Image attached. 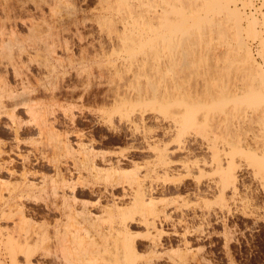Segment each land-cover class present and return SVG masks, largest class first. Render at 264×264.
<instances>
[{"label":"rangeland","instance_id":"rangeland-1","mask_svg":"<svg viewBox=\"0 0 264 264\" xmlns=\"http://www.w3.org/2000/svg\"><path fill=\"white\" fill-rule=\"evenodd\" d=\"M177 1L0 0V28L7 29L9 31L5 30L7 33L11 30L16 32L14 37L16 36L18 43L15 40L13 47L11 46L14 49L12 56L14 61L18 59L21 61L17 46L19 42L24 45L25 53L23 52L21 58L27 60L26 63L29 64L25 63L23 70L30 75L32 83L38 85L37 80L45 74L43 77L47 78L45 79L49 82V88L46 91L39 86L36 96L39 101L37 107L41 108L37 109L41 113H43L42 110H48L45 113H49L51 125L55 123L53 129L59 130L60 134L69 132L65 136L64 134L59 136V133L56 134L54 131L56 139L69 135L68 138L71 143L75 144H72L74 147L80 138L84 143L92 139L93 141L87 144H92L90 146L93 150L103 154L107 153L105 156L112 157L111 159L115 161L117 158L121 159L120 165L124 170L130 171L128 172L130 174H133L131 172L136 168H140L143 172L147 165L153 167L155 159L153 144L159 143L158 145L163 146L167 143L170 147L171 145L175 147L177 137L171 134L166 135L163 130L169 122L162 120V116L159 118L161 111L170 113L169 111H172L170 109L179 106L177 103L170 104L169 107L162 106L158 98L166 85L174 82L173 90L182 89L185 93L183 95L185 101H193L196 97L207 99L215 96L213 103H208L210 105L204 106L202 110L209 111L210 120L213 114L220 119L216 125V127L220 125V128H215L218 133L219 150L224 160L230 163L229 168L237 174L236 191L232 193L227 189L224 192L211 190L200 195L192 191L195 183L193 177H184L177 171L174 175L170 172H167L170 175H166L167 173L161 170H155L156 172L153 171V173L151 171L149 178L147 177V183H154V185L172 177V179L178 177L182 179V183L179 181L182 191L177 193L160 189L159 196L161 195L160 198L163 200H168L170 197L171 200L177 198V205L180 206V210L182 207L183 209L179 211L180 213L173 215V219L171 218L164 225L161 233H155L156 231L152 233L145 229L143 224L133 223L131 230L133 234L130 238L124 239L121 234L114 232V234L111 233L113 235L109 234L104 239V235H99L97 227L101 223L100 220L106 223L104 218L95 222V228V224L82 218L81 214L69 215L68 218V209L64 211L62 203L60 204L61 210H58L60 213L49 209L53 201L50 196L51 190H49L52 183L50 184L49 179L46 182L47 190H42L38 198L25 200L23 209L26 210V222H21L17 217L12 219L3 215V210H7L9 206L0 204V264H64L66 263L64 258L69 259L71 264H139L142 262L146 264H264V99H255L251 96L252 88H264V11L262 10L264 0H182V2L180 0L178 3ZM175 6L182 7L178 9ZM126 11L128 14L125 13ZM34 27L35 29L37 27V36L44 38L43 40L49 45L54 43L53 55H48L43 47H33L34 43L32 45L31 41L34 35L31 34V29ZM38 29L40 34L37 32ZM11 34L8 36L11 37ZM2 48L0 46V60L8 62L11 57L7 51L8 48ZM29 55L32 57L30 56L31 59L28 61ZM89 55L93 57L92 61ZM46 56L50 60L48 62L53 65L51 69H55L52 70L53 73L50 76L44 68L39 66L38 62ZM26 67L29 68L26 69ZM3 69L1 66L0 71L5 73ZM78 69L81 72L77 75ZM8 74L9 80L14 84L15 77L11 72ZM234 76L237 79L234 80ZM199 87L201 90L204 87L203 92L199 91ZM197 89L199 96L195 95ZM131 113L134 115L132 116ZM137 113L139 115L136 117ZM20 114L25 115L23 109H20ZM24 115L22 117L26 116ZM70 117L73 119L71 120ZM54 119L58 122L56 120L53 122ZM4 121H7V118L3 117L0 121V141L8 145L13 142V135L12 131L5 127ZM214 123L211 121L208 125L212 130H215L213 129ZM28 129L25 130L24 136L33 137V145H24L22 151L26 152L30 149L31 155L44 153L49 159L50 157L52 160L61 159L64 163L66 160L72 162L70 159H75L76 154L79 155L77 150L76 154L62 153V150L59 151L55 146V139L46 132L38 135L34 125H30ZM80 129H82V134L79 137L77 132L80 133ZM73 154H75L72 156L74 158H70ZM210 154L209 151L197 149L190 155V158L194 156L192 159H202L209 157ZM184 155L187 157L184 152H176L171 155V160L179 163L185 158ZM68 156H70L69 159L66 158ZM99 159L100 157L98 161ZM37 164L35 168L48 174V178L54 175L52 164L45 162H41L40 166L39 163ZM177 164L176 167H179ZM101 165L108 166L105 163V166L102 163ZM138 165L139 167L134 168ZM40 173L42 174L38 172L35 175L34 180L40 181ZM64 173L65 176L71 175L65 170ZM195 173L197 176H202L203 182H209L218 177L215 168L210 166H207L202 173L200 171ZM76 174L77 171H73V177L72 175L66 177L70 178L71 183L78 178H81L82 181H78L81 183L91 182V184L90 182L77 183L79 185L75 190L78 196L76 202L80 204L78 203V206L75 203V205L78 208L82 205L87 206L85 204L87 203L89 210L96 215L102 211L100 207L105 204L115 206L118 203L123 207L124 204L120 203L123 190L121 188L122 186L128 188L130 183L126 182H130V174H121L122 178L128 175L129 181L123 182L121 178L123 185L119 184L114 189L109 187L111 191L107 190L108 193L104 186L111 185L107 184L110 180L106 177L109 182L106 180L107 183L104 182V173L96 177L98 180L85 171L82 174L84 178L79 173L78 177ZM7 177V174L3 176L6 180L9 178ZM116 177L119 179L118 176ZM168 186L171 187V185ZM67 189L69 192L70 189ZM126 202H128L127 199H125ZM119 205L117 207H120ZM186 210L190 214L186 213ZM193 213H196V216L193 217ZM100 214H105L104 217L110 219L106 213L101 212ZM177 214L181 216L177 217ZM188 214L190 217H187ZM117 216L115 214L116 221L120 218ZM103 222L101 224H104ZM56 225L61 230L60 233L58 230L55 231ZM177 231L178 233H174ZM11 233L12 236L14 234L15 240L19 238L20 241L18 239L14 242ZM28 235L37 236L36 242H33L31 247L30 240L25 241L26 238L30 239ZM80 235L82 237L78 238ZM153 236H156V239L160 237L159 240L162 243V246H158V251L156 249L157 253L149 245ZM61 238L69 239L60 243ZM132 238L137 245L135 247L132 245ZM117 242H120L121 247L117 245ZM18 243L21 245L20 248ZM64 243L71 245L68 250L73 251L69 254L73 255H71L72 259L66 252L67 249L64 250ZM112 244H114L113 248ZM119 248L122 249H120V254L117 253L120 252ZM63 250L67 257L62 258ZM54 251L58 255H55Z\"/></svg>","mask_w":264,"mask_h":264},{"label":"bare ground","instance_id":"bare-ground-1","mask_svg":"<svg viewBox=\"0 0 264 264\" xmlns=\"http://www.w3.org/2000/svg\"><path fill=\"white\" fill-rule=\"evenodd\" d=\"M171 2H173V0H170ZM180 0L177 1V3L179 2ZM143 2V1H142ZM182 2V0L180 1ZM146 3V2H145ZM176 3V4H177ZM133 4V3H132ZM173 4V3H171ZM110 5V4H109ZM136 5V4H135ZM212 5V4H211ZM210 5V6H211ZM174 6V5H173ZM131 7V6H130ZM163 7V6H162ZM177 7V6H175ZM182 6H180L178 9H181ZM206 7V6H205ZM126 8V7H125ZM133 8V7H132ZM131 8V9H132ZM164 8V7H163ZM174 8V7H172ZM172 8H169V9H172ZM194 8V7H193ZM122 10V8H120ZM141 9V8H140ZM146 9V8H145ZM249 9V8H247ZM253 9V8H252ZM126 10V9H125ZM124 10V11H125ZM137 10V9H135ZM153 10V9H152ZM206 10V9H205ZM262 10L264 11V8H262ZM123 11V12H124ZM142 12V11H141ZM161 12V11H160ZM182 12V11H181ZM190 12V11H189ZM125 13L128 14V12L126 11ZM136 13V12H135ZM140 13V12H139ZM125 14V15H127ZM138 14V13H137ZM143 14V13H142ZM213 14V12H212ZM156 15V14H155ZM161 15H162V12H161ZM160 15V16H161ZM165 15H167L165 13ZM169 16V15H168ZM125 17V16H124ZM138 17V15H137ZM199 17V16H198ZM164 18V17H163ZM254 18H252L253 20ZM133 22H136V21H133ZM203 22V21H202ZM254 23V21H252ZM256 25V23H254ZM252 25V24H251ZM254 26V25H253ZM63 27V26H62ZM111 29V27H108ZM125 28V27H123ZM4 29V28H3ZM2 28H0V46H2L4 48H8V53L10 54L9 56H11L9 59H8V62H5L3 61L2 59L0 60V67L3 66V70L5 73H2L0 71V121L3 117L7 118V121H4V125L5 127L9 130L12 131V141L11 143H9L8 145L6 143H3L0 141V204L1 205H7L9 206L8 209L6 210H3V215H5L6 217H10L13 219V217H17L18 220H20L21 222H26V214H25V211L23 209V206L25 207L24 202L25 200H30V199H33V198H38V194H40V192L42 190H45L46 189V182L49 181L50 179V184L52 185V187H50L49 190H51V194L50 192H47L48 194H50V196H52V206L50 205L49 206V209H52L53 210H61L60 209V204L62 203L63 207H64V211H66L67 209V212H68V215H74V214H81L83 217L82 218H85L86 220L90 221V223L92 224H95V222H98L100 219L104 218L106 220V223L105 221L103 222L102 220L101 223L103 222L104 224H99L97 225L98 227V231H99V235L102 234L104 235V239H105V236H108L109 234L110 235H113L114 232L116 234H121L122 235V238L124 239H127L128 237L130 238V236H132L133 232L131 231L132 230V224L135 223V224H143L147 229L148 231L152 232L153 231H156L155 233L159 232L161 233V231L163 230L164 228V225L172 218L174 217L173 215H175V213H180L179 211H181L183 209L180 210V206L177 205V202H176V199L177 198H172L171 200V197L170 199H161L160 196H159V193H160V189H162V191H170L172 190L173 192H177L179 193L180 191H182L180 188V178L178 177L177 179H172V178H168L166 179L164 182L160 183V184H156L154 185V183H147V177L149 178V172L152 171H157V170H161L163 171L164 173H167V172H170L171 174L174 175V173L177 171L179 172V174H183L184 177H193V179L195 178V183H194V186H193V192L194 193H197V194H204L208 191H211V190H217V191H220V192H224V190L227 189L230 190L232 193L236 191V188H237V174L235 171H232L230 168H229V165L230 163L227 161V160H224V158L222 157V153H220V150H219V145H218V133H217V130L218 127L220 128V125H217V123L219 122L220 119H217L216 116L213 114L212 115V119L210 120L211 118V114L209 113V111H206L205 110H202L203 108H205L204 106H207L208 103L212 102L213 103V96L211 97H208L207 99L205 98V96H203L205 99H202L201 97H196V96H199V92H198V89L195 91V97L196 99H194L193 101H185V97L183 96L185 93L184 91H182V89H177L176 91L173 90L175 88V83H171V84H168L165 86L164 90L162 91L161 95H160V98L159 101L161 102L162 106H166V107H169L170 104H179V106H177L176 108L174 109H170L172 111H169L170 113H167L166 111L163 112L161 111V113L159 114V118L160 116H162V120H165V121H168V125L166 127L163 128L164 130V133L166 135H175L176 139H175V147H173V145H171L172 147H170L167 143L166 144H163V146H160L158 144L152 146V148L154 147L155 149V153H154V165L153 167L151 168L149 165H147V168L145 171L141 172V169L140 168H136V167H139L138 166H134V168H136V170L134 169L133 174H130L128 172L130 171H126L124 170V168L120 165L122 160H118L119 158H117V160L115 161L114 159H111V158H108L106 157L107 153L104 151V153L106 154H103L102 152H96L95 149L93 150L92 147L90 145L92 144H87V143H84V141L81 140V138L79 139V141L77 142L76 144V147H74V143H71L70 142V139L68 138V136L64 137L65 135L69 134V132L64 134L63 138L59 137L61 136L62 134H60L57 130L53 129L55 128V126L53 124L51 125V122L49 121V117H48V114L45 113L47 112L48 110L46 111H43L42 109V112L39 111V109L41 107H37L38 105V99H37V91L39 90V86H41L43 89H45L47 91V89L49 88L48 84L49 82H47V78L46 77H43L42 75V78H39V80H37L38 82V85H35L34 83H32V79H30V75H28L26 72H24L23 70V65L26 63L27 60L25 59H22L21 56L23 55V52L25 53V47L24 45L21 44V42H19L18 46H17V53H18V56L20 54V59L21 61L18 60H15L12 59V56H13V51L14 49H12V45L14 44L15 40L17 41L18 43V40L17 38L14 37V33H16L14 30H11L13 33L11 34V31L10 33H7V31L3 30ZM30 29V28H29ZM37 29V27H36ZM36 29L34 27V29H31V34L34 35V38L32 37V45L33 47L34 46H37V47H43V49H45L48 53V55H53L55 52V48H54V43L53 45H49L48 42H46L45 40H43L42 38H40L39 36H37V33H36ZM106 31V30H105ZM137 31V30H136ZM9 32V31H8ZM39 34H40V31L38 29L37 31ZM29 33V32H28ZM8 34L10 35L11 34V37L15 38H11L8 36ZM128 34V33H127ZM6 35L8 37H6ZM13 35V36H12ZM16 35V34H15ZM54 35V34H53ZM32 36V35H31ZM121 37V36H120ZM43 40V41H41ZM47 40V39H46ZM58 40V39H57ZM126 43V42H125ZM29 44V43H28ZM31 44V43H30ZM65 44V43H64ZM31 45V46H32ZM62 45V44H61ZM12 46V47H11ZM237 46V45H236ZM244 46V45H243ZM32 48V47H31ZM121 48V47H120ZM238 48V47H237ZM1 49V51H2ZM24 49V50H23ZM37 49V48H36ZM236 49V47H235ZM82 50V49H81ZM189 50V49H188ZM237 50V49H236ZM89 51V50H88ZM121 51V50H120ZM238 51V50H237ZM247 51V50H246ZM29 52V51H27ZM38 52V51H37ZM90 52V51H89ZM15 53V52H14ZM31 53V52H30ZM39 53V52H38ZM29 54V53H28ZM27 54V55H28ZM82 54V53H81ZM96 54V53H95ZM44 55V54H43ZM42 55V56H43ZM47 55V56H48ZM69 55V54H68ZM31 55H29L28 57V61L31 59L30 57ZM45 56V55H44ZM45 57L43 59H40V61H38L40 63L39 66H41L42 68H44L45 71H47V75H51L53 72L52 70L54 71L55 69H51L53 66L52 64H50L48 61L49 58L48 57ZM92 56V55H91ZM54 57V56H52ZM59 57V56H58ZM87 57V56H86ZM96 57V56H95ZM47 58V59H46ZM55 58V57H54ZM57 58V57H56ZM84 58V57H83ZM89 58L90 60L92 61L93 57H90L89 55ZM88 58V60H89ZM242 58V57H241ZM60 59V57H59ZM57 58V60H59ZM82 59V58H81ZM140 59V58H139ZM152 59V58H151ZM10 60V61H9ZM13 60V61H11ZM56 60V59H55ZM87 60V61H88ZM142 60V59H141ZM154 60V59H153ZM7 61V60H6ZM19 61V62H18ZM76 61V60H75ZM140 61V60H139ZM37 62V63H38ZM133 64L135 63V61L133 60L132 61ZM52 63V62H51ZM140 63V62H139ZM252 63V62H251ZM22 64V65H21ZM29 63H26V65H28ZM50 64V65H49ZM86 64V63H85ZM127 64V63H126ZM129 64V63H128ZM153 64V62L151 63ZM250 64V63H249ZM248 64V66H249ZM156 65V64H155ZM148 66V65H147ZM25 67V65H24ZM150 67V66H149ZM236 67V66H235ZM247 68V66H245ZM29 68V67H26V69ZM40 68V67H39ZM140 68V67H139ZM84 69V68H82ZM126 69V68H125ZM150 69V68H149ZM252 69V68H251ZM43 70V71H44ZM139 70V69H138ZM144 70V69H143ZM254 70V68H253ZM42 71V72H43ZM44 71V72H45ZM79 71V69L77 70ZM255 71V70H254ZM262 71V70H261ZM12 73L13 76L15 77V83H11V81L9 80L8 76L9 74L8 73ZM41 72V74H43ZM81 71L77 72V75L78 73H80ZM92 72V71H91ZM134 72V71H133ZM142 72V71H141ZM155 72V71H154ZM138 73V72H137ZM156 73V72H155ZM58 74V73H57ZM60 74V73H59ZM85 74V73H84ZM141 74V73H139ZM143 74V72H142ZM46 75V76H47ZM151 75V74H150ZM211 75V74H210ZM135 76V75H134ZM237 76V75H236ZM245 76V74H244ZM36 77V76H35ZM48 77V76H47ZM56 77V75H55ZM159 77V76H157ZM189 77V76H188ZM239 77V76H238ZM37 78V77H36ZM46 78V79H45ZM91 78V77H90ZM139 78V77H138ZM177 78V76H176ZM204 78V77H203ZM216 78V77H215ZM231 78V77H230ZM235 78L237 79V77L234 76V80ZM251 78V77H250ZM11 79V78H10ZM178 79V78H177ZM209 79V77H208ZM35 80V78H34ZM180 80V79H179ZM251 80V79H250ZM249 80V81H250ZM50 81V80H49ZM150 81V80H149ZM255 81V80H253ZM258 81V80H257ZM36 82V83H37ZM168 82V81H166ZM260 82V81H259ZM57 83V82H56ZM208 83V82H207ZM247 83V82H246ZM250 83V82H249ZM261 83V82H260ZM199 84V83H198ZM203 84V83H202ZM230 84H231V81H230ZM162 85V84H161ZM180 85V83H179ZM154 86V85H153ZM181 86V85H180ZM200 86V84L198 85ZM254 86V84H253ZM182 87L185 89V87L182 85ZM193 87V86H192ZM41 88V89H42ZM194 88V87H193ZM198 88V87H197ZM199 91L201 92L203 89L201 90V87H199ZM209 88V86H208ZM207 88V89H208ZM262 88V87H261ZM259 88V89H251L253 90L252 93H251V96L253 98V96L255 97V99H264V88ZM162 89V88H161ZM143 90V89H142ZM152 90V89H151ZM186 90V89H185ZM155 91V90H154ZM153 92V91H151ZM187 92V91H186ZM193 92V90H192ZM203 92V91H202ZM209 92V91H208ZM213 93V91H211ZM154 93V92H153ZM49 94V93H48ZM141 94V93H140ZM149 94V93H148ZM158 94V93H156ZM155 94V95H156ZM160 94V93H159ZM158 94V95H159ZM231 94V93H230ZM147 95V94H146ZM157 95V96H158ZM194 95V94H193ZM202 95V93H201ZM214 95H216V93H214ZM218 95V94H217ZM146 97V96H145ZM150 97V96H148ZM154 97V96H153ZM221 98V97H220ZM189 99V98H188ZM179 100H182V101H179ZM221 100V99H220ZM219 100V102H220ZM51 103V102H50ZM211 103V104H212ZM215 104L217 102H214ZM213 104V105H215ZM236 104V103H235ZM210 105V104H209ZM208 105V106H209ZM39 106V105H38ZM43 106V105H42ZM46 106V105H45ZM65 106V105H64ZM207 106V107H208ZM39 108V109H37ZM85 108V107H84ZM20 109H23L24 110V113H25V117H22L23 115L20 114ZM78 109V107H77ZM81 109V108H80ZM156 109V108H155ZM83 110V109H82ZM132 110V109H131ZM141 110V109H140ZM69 111V110H68ZM139 110H137L138 112ZM145 111H147L145 109ZM71 112V111H70ZM81 112V111H80ZM127 112V111H126ZM144 112V110H143ZM141 112V114L143 113ZM163 112V113H162ZM67 113V112H66ZM69 113V112H68ZM146 113V112H145ZM155 113V112H154ZM235 113V112H234ZM51 114V113H50ZM75 114V113H73ZM132 114V113H131ZM68 115V114H67ZM66 115V117H67ZM72 115V114H71ZM84 115V114H83ZM123 115V114H122ZM126 115V114H125ZM134 114H132L133 116ZM136 117L137 115H139L138 113L135 114ZM145 115V114H144ZM143 115V117H144ZM157 115V114H156ZM239 115V114H238ZM65 116V115H64ZM75 116V115H74ZM81 116V115H80ZM131 116V115H130ZM142 116V115H141ZM218 116V115H217ZM135 117V118H136ZM157 117V116H156ZM222 117V116H221ZM56 118V117H55ZM69 118V117H68ZM67 118V119H68ZM75 118V117H74ZM133 118V117H132ZM71 119V117H70ZM69 119V120H70ZM73 119V118H72ZM71 119V120H72ZM134 119V118H133ZM142 119V118H141ZM230 119V118H229ZM51 120V118H50ZM53 120V119H52ZM56 119H54L53 122H55ZM144 120V119H143ZM57 121V120H56ZM136 121V119H135ZM215 122V126L213 129L215 130H212L208 127V125H210V122ZM50 122V123H49ZM58 122V121H57ZM74 123V122H73ZM221 123V122H220ZM213 124V123H211ZM261 124V123H260ZM30 125H34L36 128H37V134L38 135H42V134H45L46 133H49L50 136H52L54 139H55V146L57 147V149H59V151H61L62 153H66L67 155L68 154H72V153H75V151L77 150L78 154L81 155V157H79V155L77 156V152L73 155H70L66 158L69 159L70 158H74L72 156H75V159H70L72 160L71 161H65V163L63 161H61V159H56V160H52L51 157L49 159V157L45 156L44 153H36V154H30V149H27L26 152L22 151V147L24 145H28V144H32L33 145V140L34 138L33 137H25L24 136V133L26 129H28L30 127ZM51 125V126H50ZM67 125V124H66ZM53 126V127H52ZM165 126V125H164ZM230 126V125H229ZM58 128V127H57ZM29 130V129H28ZM82 129H80V133L79 131L77 132L80 137V134H82L81 131ZM58 134L59 138L56 139V134ZM73 131V130H71ZM146 131V130H145ZM58 132V133H57ZM62 132V131H61ZM73 133V132H72ZM163 133V134H164ZM224 133V132H223ZM76 134V132L74 133ZM34 135V134H33ZM85 135V134H84ZM147 135V134H146ZM83 135H81L82 137ZM151 136V135H150ZM46 137V136H45ZM48 137V136H47ZM77 137V135H76ZM148 137V135L146 136V138ZM152 137V136H151ZM43 138V137H42ZM49 138V137H48ZM174 139V138H173ZM50 140V139H48ZM53 140V139H52ZM93 141V140H92ZM95 141V140H94ZM91 143V142H90ZM53 144V143H52ZM74 144V145H72ZM87 144V145H86ZM150 144V143H149ZM161 144V143H160ZM51 145V144H50ZM148 145V144H147ZM152 145V143H151ZM162 145V144H161ZM47 146V145H46ZM95 147V146H94ZM93 147V148H94ZM142 147V146H141ZM149 147V146H147ZM36 148V146L34 147ZM46 148V147H45ZM38 149V148H37ZM54 149V148H53ZM153 149V150H154ZM205 150V151H209L211 154L209 157H204L202 159H192L193 157L190 158V155L194 153L195 150ZM35 150V149H34ZM37 151V150H36ZM44 151V150H43ZM101 151V150H100ZM234 151V150H233ZM46 152V151H45ZM48 152V150H47ZM46 152V153H47ZM81 152V154H80ZM154 152V151H153ZM176 152H184L186 154L187 157H185L184 155V159H181L178 162H174L171 160V155H173L174 153ZM50 153V152H49ZM55 153V152H54ZM48 155V154H47ZM66 155V156H67ZM106 155V156H105ZM100 157L99 161H98V158ZM57 157V156H56ZM64 158V157H63ZM125 158L126 155H125ZM182 158V157H181ZM113 160V161H112ZM52 161V163H51ZM115 161V162H114ZM20 162V163H19ZM41 162H45V163H50L52 164V167L53 170L55 171L54 175L56 176H52L51 178H48V174L46 173H43V171H39L35 168V164L39 163V166H40V163ZM68 162H71L70 164H68ZM120 162V163H119ZM101 163L104 165L107 164L108 166H105L103 167L101 165ZM178 163V164H177ZM65 164V166H64ZM176 164L179 165V167H176ZM38 165V164H37ZM43 165V164H42ZM143 166V165H142ZM207 166H210L212 168H215L216 172L218 173V177L216 179H212L210 180L209 182H203L201 180V175H196L197 173H195L196 171H200V173H202L205 168ZM141 167V166H140ZM145 167V166H144ZM128 169V168H127ZM138 169V170H137ZM64 170L69 172V174L72 175L73 171H77V177H78V173L79 175L82 176L83 172H87L93 176L96 177H99V175L101 174H105V176L103 177V180L105 183L109 182L110 180V183H107V184H110L111 186H104L106 187L105 188V191L107 190H110V189H114L116 188V186H118L119 184H122L121 181L123 180V182L125 181H129L128 180V175L130 174L131 175V179H130V182H126V183H130L128 185V188L127 187H123L121 189L122 190V194H121V198H120V203L122 202L123 207L121 206V204L119 205L117 203V205L113 206V205H108L106 206L107 204L103 205L101 208V212L104 214L106 213L107 215H109L108 217L110 219H106V216L104 217V215L102 214H92V212L89 210V208L87 207L88 204L85 203L87 206L85 205H82L81 208H78L75 203H77V197L76 196V187H78L77 183H81V182H78L79 180H81V178L78 180L75 179V182L71 183L70 182V178H67L66 176L68 177H71V175H66L65 176V173H64ZM129 170H131L129 168ZM235 170V169H234ZM50 171V170H49ZM137 171V172H136ZM155 171V172H156ZM38 172H42V174L40 175L41 178L40 181H36L34 180L35 178V175H37ZM176 172V173H177ZM76 173V172H75ZM175 173V174H176ZM2 174H7V177L8 179H4ZM67 174V173H66ZM114 174H116L114 176ZM118 174V175H117ZM127 175V177L123 176L122 178V175ZM169 173H167L166 175H168ZM75 175V174H74ZM72 175V177L74 176ZM85 175V174H84ZM170 175V174H169ZM118 176L119 179L116 177ZM121 176V177H120ZM172 176V175H171ZM39 177V176H38ZM75 176V178H77ZM80 177V176H79ZM101 177V176H100ZM109 179V180H107ZM153 177V176H152ZM84 178V177H83ZM82 178V179H83ZM93 178V177H92ZM94 178V179H95ZM122 178V180H121ZM127 178V179H126ZM74 179V178H73ZM93 179V180H94ZM97 179V178H96ZM102 179V178H101ZM126 179V180H125ZM77 180V181H76ZM90 180V179H89ZM98 180V179H97ZM107 182H106V181ZM120 180V181H119ZM82 181V180H81ZM84 181V179H83ZM180 181V182H179ZM85 182H88V181H84L83 183L81 184H84ZM90 182V181H89ZM88 182V183H89ZM87 183V184H88ZM125 183V184H126ZM182 183V182H181ZM48 184V183H47ZM49 184V186H51ZM80 184V185H81ZM86 184V185H87ZM91 184V182L89 183ZM88 184V186H90ZM84 185V186H86ZM94 185V184H92ZM127 185V184H126ZM168 185H171V188L170 186ZM185 185V184H184ZM183 185V187H184ZM83 186V185H82ZM83 186V187H84ZM92 187V186H91ZM102 187V186H101ZM109 187H111L109 189ZM121 187V186H120ZM182 187V188H183ZM49 188V187H47ZM67 188H69V192H67ZM90 188V187H89ZM185 188V187H184ZM67 189V190H66ZM91 189V188H90ZM104 189V188H103ZM186 189V188H185ZM47 190V189H46ZM48 190V191H49ZM94 190V189H93ZM82 191V190H81ZM105 191L103 193H105ZM111 191V190H110ZM161 191V192H162ZM46 192V191H45ZM101 192V191H100ZM192 192V193H193ZM44 193V191H43ZM46 193V194H47ZM108 193V191H107ZM163 193V192H162ZM47 194V195H48ZM97 194V193H96ZM113 194V193H112ZM158 194V195H157ZM103 195V194H102ZM101 195V196H102ZM114 195V194H113ZM169 195V194H168ZM41 196V195H40ZM98 196V195H97ZM108 196V195H107ZM106 196V197H107ZM163 196V195H162ZM166 196V195H164ZM114 197V196H113ZM117 197V196H116ZM177 197V196H176ZM100 199V197H98ZM97 198V199H98ZM115 198V197H114ZM48 199V198H47ZM68 199L71 201H68ZM125 199L128 200V202L125 203ZM44 200V199H43ZM178 200V199H177ZM45 201V200H44ZM119 201V199H118ZM117 201V202H118ZM73 202V203H72ZM81 202V201H80ZM46 203V202H45ZM79 203V202H78ZM77 203V204H78ZM94 203V202H93ZM109 203V202H108ZM47 204V203H46ZM80 204V203H79ZM78 204V206H79ZM94 205V204H93ZM120 206V207H117V206ZM47 206V205H46ZM185 208V207H184ZM200 208V206H199ZM2 209V208H1ZM63 211V212H64ZM184 211V210H183ZM59 212V211H58ZM188 211L186 210V213ZM28 213V212H27ZM38 213V212H37ZM60 213V212H59ZM189 213V212H188ZM115 214L117 216H120L119 220L115 219ZM190 214V213H189ZM188 214V215H189ZM193 217L196 216V213H193ZM61 215V214H60ZM80 215V216H81ZM178 215L181 216V214H177L176 216L178 217ZM75 216V215H74ZM79 216V215H78ZM117 216V218H118ZM179 216V217H180ZM71 217V216H70ZM183 217V216H182ZM186 217V216H185ZM184 217V218H185ZM187 217H190L187 216ZM186 217V218H187ZM192 217V216H191ZM29 218V217H28ZM69 218V217H68ZM183 218V220H184ZM15 219V218H14ZM16 219V220H17ZM59 219V218H58ZM57 219V220H58ZM72 219V218H70ZM173 219V218H172ZM188 219V218H187ZM69 220V219H68ZM67 221V220H66ZM70 221V220H69ZM75 221V220H74ZM15 222V221H13ZM50 222V221H49ZM73 222V221H72ZM71 222V223H72ZM76 222V221H75ZM187 222V221H186ZM16 223H19V222H16ZM37 223V222H36ZM59 223V222H58ZM67 223V222H66ZM64 223V224H66ZM70 223V224H71ZM173 223V221H172ZM177 223V222H176ZM181 223V222H179ZM185 223V222H184ZM175 224V223H174ZM16 225V224H15ZM58 225V224H57ZM56 225V229L55 231L58 230V232L60 233V229L58 228V226ZM75 225V224H74ZM41 226V225H40ZM43 226V225H42ZM65 226V225H64ZM63 226V227H64ZM70 226H73V225H70ZM143 226V227H144ZM3 227V226H2ZM19 227V226H18ZM17 227V228H18ZM67 227V226H66ZM79 227V226H78ZM96 228V224L94 226ZM6 228V227H5ZM74 228V227H73ZM138 228V227H137ZM75 229V228H74ZM174 229V228H173ZM187 229V228H186ZM12 230V229H10ZM14 230H16L14 228ZM69 230V229H68ZM97 230V229H96ZM17 232H19L18 230H16ZM39 231V230H38ZM78 231V230H77ZM83 231V230H82ZM175 231V230H174ZM187 231V230H186ZM64 232V231H63ZM75 232V231H74ZM15 233V231H14ZM36 233V231H35ZM66 233V231H65ZM73 233V232H72ZM77 233V232H76ZM113 233V234H111ZM138 233V232H137ZM158 233V234H159ZM174 233H178L177 232H174ZM185 233V232H184ZM182 233V234H184ZM2 234V233H1ZM20 234V232H19ZM33 234V233H32ZM58 234V233H57ZM67 234V233H66ZM65 234V235H66ZM82 234V233H81ZM171 234V233H170ZM181 234V233H180ZM8 235V234H7ZM9 235H10V232H9ZM8 235V237H9ZM21 235V234H20ZM19 235V236H20ZM49 235V234H47ZM63 235V234H62ZM64 235V236H65ZM73 235V234H72ZM71 235V236H72ZM75 235V233H74ZM101 235V236H102ZM166 235V234H165ZM11 236H12V233H11ZM14 236V234H13ZM12 238H14L15 240V236ZM18 236V235H17ZM18 236V237H19ZM29 236V235H28ZM63 236V238H64ZM117 236V235H115ZM159 236V235H158ZM157 236V237H158ZM161 236V235H160ZM185 236V235H183ZM25 237V236H24ZM27 237V236H26ZM36 237L37 236H32L30 235L29 238L30 239H27L25 241L30 240V247H31V244L33 242H36ZM67 237V235H66ZM79 237H82L81 235L78 236ZM103 237V236H102ZM119 237V236H117ZM152 237V236H151ZM156 237V236H155ZM154 236L153 238H151V243L149 244L151 246V249L153 248L155 250V252L157 253L158 251V246H162V243L160 242V237L158 239H156ZM2 238V237H1ZM21 238V237H20ZM120 238V237H119ZM10 239V238H9ZM19 239V238H18ZM18 239H16L14 242H17ZM62 239V238H61ZM60 239V243L61 241H66V240H61ZM65 239V238H64ZM110 239V238H109ZM1 240V239H0ZM23 240V239H22ZM21 240V242H22ZM56 240V239H55ZM78 240V239H77ZM20 241V239H19ZM72 241V240H71ZM75 241V240H74ZM109 241V240H108ZM112 241V240H110ZM119 241V240H118ZM128 241V240H127ZM131 241V240H130ZM135 241L137 242L136 238H135ZM21 242H19L20 244H22ZM82 242V241H81ZM149 242H150V239H149ZM164 242V241H163ZM18 243V244H19ZM26 243V242H25ZM57 240H56V244H57ZM69 243V242H68ZM111 243V242H110ZM118 243V242H117ZM141 243V242H140ZM17 244V243H16ZM19 244V248L21 247V245ZM55 244V243H54ZM52 244V245H54ZM82 244V243H81ZM109 245V244H108ZM120 246V242L117 244ZM132 245L135 247L136 243L134 242V238H132ZM23 246V245H22ZM47 246V245H46ZM45 246V248H47ZM64 250L68 252V255L70 254V251H72V249L69 251L68 249H70L71 245L67 244V243H64ZM62 246V247H63ZM74 246V245H73ZM114 244H112V248H113ZM137 246V245H136ZM148 246V245H147ZM149 246V247H150ZM81 247V245H80ZM121 247V246H120ZM56 248V247H55ZM58 248V247H57ZM75 248V247H74ZM73 248V249H74ZM138 248V247H136ZM76 249V248H75ZM74 251H77L75 250ZM121 248H119V251H120ZM150 249V248H149ZM152 249V250H153ZM157 249V251H156ZM58 250V249H57ZM63 250V255L65 254ZM122 250V249H121ZM114 251V250H113ZM34 252V251H33ZM58 252V251H57ZM73 252V251H72ZM71 252V253H72ZM55 255H58L56 254V251H54ZM118 254L121 253L120 252H117ZM127 253V252H126ZM154 253V252H153ZM45 254V253H44ZM43 254V255H44ZM49 254V252L47 253ZM73 254H76V253H73ZM51 255V254H50ZM60 255V254H59ZM62 255V254H61ZM62 255V258L63 257H67L65 255L64 256ZM72 255V254H71ZM69 255V256H71ZM78 255V254H77ZM16 256V255H15ZM45 256H48V255H45ZM52 256V255H51ZM73 256V255H72ZM72 256H71V259H72ZM122 256V255H121ZM31 257V255H30ZM56 257V256H55ZM75 257V256H74ZM107 257V256H106ZM77 258V257H76ZM111 258V257H110ZM121 258V257H119ZM57 259V258H56ZM61 259V258H60ZM66 263H69L71 264V261L69 259H66L64 258ZM75 259V258H74ZM122 259V258H121ZM37 260V259H36ZM77 260H79L77 258ZM33 261V260H32ZM149 261V260H148ZM152 262H154L153 260H151ZM158 261V260H157ZM38 262V261H37ZM60 262V261H58ZM64 262V261H63ZM122 262H124L122 260ZM132 262V260H131ZM150 262V261H149ZM64 262V264H66ZM39 264V263H38ZM45 264V263H44ZM54 264V263H53ZM62 264V263H61ZM74 264V263H72ZM105 264V263H103ZM109 264V263H107ZM124 264V263H123ZM132 264V263H131ZM139 264H146V263H139ZM148 264V263H147ZM180 264V263H179Z\"/></svg>","mask_w":264,"mask_h":264},{"label":"built area","instance_id":"built-area-1","mask_svg":"<svg viewBox=\"0 0 264 264\" xmlns=\"http://www.w3.org/2000/svg\"><path fill=\"white\" fill-rule=\"evenodd\" d=\"M262 8H264V6Z\"/></svg>","mask_w":264,"mask_h":264}]
</instances>
